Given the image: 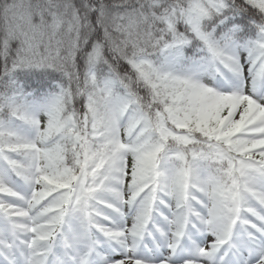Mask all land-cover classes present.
Instances as JSON below:
<instances>
[{
	"label": "snow or ice",
	"instance_id": "obj_1",
	"mask_svg": "<svg viewBox=\"0 0 264 264\" xmlns=\"http://www.w3.org/2000/svg\"><path fill=\"white\" fill-rule=\"evenodd\" d=\"M0 264H264V0H0Z\"/></svg>",
	"mask_w": 264,
	"mask_h": 264
}]
</instances>
